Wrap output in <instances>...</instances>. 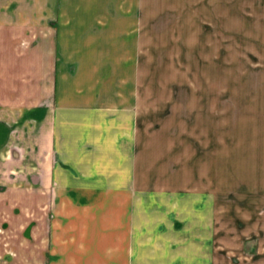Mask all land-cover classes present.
<instances>
[{"label":"crops","instance_id":"0c3cea01","mask_svg":"<svg viewBox=\"0 0 264 264\" xmlns=\"http://www.w3.org/2000/svg\"><path fill=\"white\" fill-rule=\"evenodd\" d=\"M142 22H208L215 37L230 22L232 39H252L260 45L254 56L264 60V0H0V207L25 227L38 222L22 245L26 264H46V254L62 246L79 250L94 194L110 200L103 188L153 186L142 158L143 139L153 138V112L142 98ZM261 74L252 81L261 98L247 100L261 109L251 111L246 128L240 122L224 141L214 122L201 141L196 228L181 213L165 212L159 231L153 216V264H221L223 251H244L249 237L264 236V222L254 223L255 213L264 214ZM224 154L234 173L222 194ZM236 180L244 190L234 189ZM52 202L80 204L69 211L67 242ZM236 213L253 223L233 225Z\"/></svg>","mask_w":264,"mask_h":264},{"label":"rangeland","instance_id":"374dc122","mask_svg":"<svg viewBox=\"0 0 264 264\" xmlns=\"http://www.w3.org/2000/svg\"><path fill=\"white\" fill-rule=\"evenodd\" d=\"M242 23L244 27L247 22ZM229 26L230 22H221V36L215 37L208 22H142V98L153 112V138L143 139L142 158L146 182L150 184L153 173V186L103 188L110 194V200L104 202L94 194L89 214L80 223L84 232L78 240L79 250L62 246L55 254H46V264H50L48 258L57 264H153V216L158 217L159 231L167 227L165 212L174 216L179 212L192 226L196 224L199 195L204 194L200 191L205 179L199 156L203 137L213 131L216 122L223 140L228 141L230 133L240 129V122L241 129L246 128L252 110L261 109L247 105V100L261 98V92L252 87V81L260 80L264 71L263 57L254 56L260 45L245 35L232 39ZM252 124L259 125L256 117ZM149 142L153 143V156ZM230 157L223 155L222 194L224 189L228 191L234 173L229 169ZM243 181H235L238 192L244 190ZM52 203L55 221L67 242L71 236L69 211L80 204ZM238 213L231 217L233 225H238L235 219L241 226L253 223L245 221L243 214L241 220ZM5 215L7 208L0 207V264H26L22 245L34 236L38 222L31 219L25 227L21 216L11 220ZM254 217V223L264 222L263 213ZM196 235L187 238L196 243ZM249 239L251 244L244 251H223L221 264H264V250L259 246L264 236Z\"/></svg>","mask_w":264,"mask_h":264}]
</instances>
